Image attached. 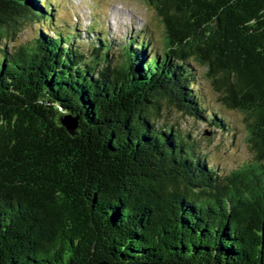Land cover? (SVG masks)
<instances>
[{
    "label": "trees",
    "instance_id": "16d2710c",
    "mask_svg": "<svg viewBox=\"0 0 264 264\" xmlns=\"http://www.w3.org/2000/svg\"><path fill=\"white\" fill-rule=\"evenodd\" d=\"M144 3L164 53L0 0V264H264V0ZM195 65L245 115L252 158L228 172L165 122L227 130Z\"/></svg>",
    "mask_w": 264,
    "mask_h": 264
},
{
    "label": "rangeland",
    "instance_id": "374dc122",
    "mask_svg": "<svg viewBox=\"0 0 264 264\" xmlns=\"http://www.w3.org/2000/svg\"><path fill=\"white\" fill-rule=\"evenodd\" d=\"M58 6L56 17L58 22L69 25L68 30L77 23L81 30L93 24L104 28L108 37L118 43L126 38L128 32L147 30L150 34L154 51L165 52L164 28L155 11L147 8L144 0H51ZM94 8V9H93ZM93 10L96 13L93 14ZM37 25L27 27L18 42L33 37ZM67 31V30H66ZM52 34V32H50ZM83 36V35H81ZM82 41L85 43V38ZM118 45L113 47L115 51ZM196 82L206 110L221 114L227 122V130H216L207 122H198L189 117H182L170 111L164 118L167 125L173 124L176 129L188 133L199 146L200 151L209 158L210 163L218 171L228 172L252 158L247 143V123L245 115L226 109L220 102L218 93L205 77L204 69L194 66Z\"/></svg>",
    "mask_w": 264,
    "mask_h": 264
},
{
    "label": "water",
    "instance_id": "95a60500",
    "mask_svg": "<svg viewBox=\"0 0 264 264\" xmlns=\"http://www.w3.org/2000/svg\"><path fill=\"white\" fill-rule=\"evenodd\" d=\"M71 121L70 120H65V123H66V125L68 126V127H70V129H72L73 127H74V125H73V123L71 124L70 123Z\"/></svg>",
    "mask_w": 264,
    "mask_h": 264
}]
</instances>
